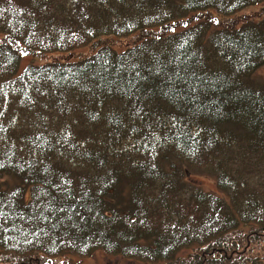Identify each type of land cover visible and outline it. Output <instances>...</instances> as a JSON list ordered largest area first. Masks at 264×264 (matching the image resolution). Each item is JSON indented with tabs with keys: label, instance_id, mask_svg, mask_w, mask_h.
I'll return each mask as SVG.
<instances>
[{
	"label": "trees",
	"instance_id": "1",
	"mask_svg": "<svg viewBox=\"0 0 264 264\" xmlns=\"http://www.w3.org/2000/svg\"><path fill=\"white\" fill-rule=\"evenodd\" d=\"M262 1L0 0V264L264 263Z\"/></svg>",
	"mask_w": 264,
	"mask_h": 264
},
{
	"label": "rangeland",
	"instance_id": "2",
	"mask_svg": "<svg viewBox=\"0 0 264 264\" xmlns=\"http://www.w3.org/2000/svg\"><path fill=\"white\" fill-rule=\"evenodd\" d=\"M264 15V0L262 3L248 7L244 10H241L231 16V18H225L224 16L216 14L214 11H202L200 13L189 15L187 17V21H181V22H173L171 25H167L165 27L161 28H154L150 30L149 32L145 33H137L134 35H131L130 37L126 38H120V39H109L107 40L104 38L101 40V42H105L108 44H111L112 46L118 48L119 50L124 49L127 46H132L135 43H138L140 40H142L145 37H147L152 33H155L157 35H162L163 33H170L172 31L178 30L186 22L189 21V24L199 22V21H207L210 23L211 28H219L222 26L230 25V26H238L243 21L246 20H254ZM206 19V20H204ZM183 20V19H181ZM186 20V18L184 19ZM187 24V25H189ZM147 34V35H146ZM108 38V37H107ZM2 40V36H0V41ZM94 45L88 44L86 46L80 47L72 51L71 53H57V52H51V53H45V54H38V55H32V54H21V65L20 69H22L25 65L28 64H42L46 62L51 61H57L62 59H74L81 56H86L93 52ZM191 179L195 181V184L198 185L201 189L205 191L210 192H217L215 181L212 177L206 176V175H193L191 176ZM259 258L261 260H264V255H260ZM73 263L75 264H161V263H144L139 262L137 260L132 259H125L121 256H110L105 254L102 251H95L93 254H91L89 257L86 258H73ZM264 264V263H261Z\"/></svg>",
	"mask_w": 264,
	"mask_h": 264
}]
</instances>
